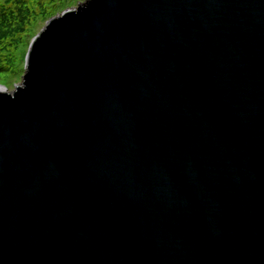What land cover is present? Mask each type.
I'll return each mask as SVG.
<instances>
[{
    "label": "water",
    "instance_id": "water-1",
    "mask_svg": "<svg viewBox=\"0 0 264 264\" xmlns=\"http://www.w3.org/2000/svg\"><path fill=\"white\" fill-rule=\"evenodd\" d=\"M0 264H264V0H87L0 85Z\"/></svg>",
    "mask_w": 264,
    "mask_h": 264
},
{
    "label": "rangeland",
    "instance_id": "rangeland-1",
    "mask_svg": "<svg viewBox=\"0 0 264 264\" xmlns=\"http://www.w3.org/2000/svg\"><path fill=\"white\" fill-rule=\"evenodd\" d=\"M15 0H0L1 4ZM30 8L35 9L37 18L29 27L28 34L23 41L11 43L5 46L6 49L0 55V85L12 91L22 83L25 75V60L28 54L32 40L46 27L47 22L60 15L66 10L77 8L81 3L87 0H28Z\"/></svg>",
    "mask_w": 264,
    "mask_h": 264
},
{
    "label": "trees",
    "instance_id": "trees-1",
    "mask_svg": "<svg viewBox=\"0 0 264 264\" xmlns=\"http://www.w3.org/2000/svg\"><path fill=\"white\" fill-rule=\"evenodd\" d=\"M29 6L28 0L0 3V55L6 49L8 42L23 41L25 36L20 34L27 32L38 17L35 9Z\"/></svg>",
    "mask_w": 264,
    "mask_h": 264
}]
</instances>
